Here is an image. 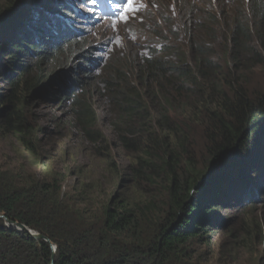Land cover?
<instances>
[{"label": "trees", "instance_id": "trees-1", "mask_svg": "<svg viewBox=\"0 0 264 264\" xmlns=\"http://www.w3.org/2000/svg\"><path fill=\"white\" fill-rule=\"evenodd\" d=\"M173 1L174 7L183 8V19L180 15L169 20L168 33L174 36L172 31L190 30L185 41L192 63L179 58L172 61V49L112 53L97 78L98 84L86 85L76 74L67 79V91L59 90L54 96L66 101L69 128L76 137L90 145L98 157L110 160L105 163L117 171L115 182L134 184L147 197L129 204L111 191L93 205L85 190L62 193L60 178L44 181L31 174L0 172V264H51L52 256L47 243L11 230L5 221L23 225L52 243L53 264H183L181 258H185L188 244L206 243L210 212L229 206L241 193L247 195L248 208L254 200L264 208V191L245 189L248 179L241 186L226 181L228 178L216 184L214 174L203 182L208 169L194 171L188 140L170 116L180 98L192 101L189 107L193 109L203 107L207 115L202 133L209 144L207 163L211 166L222 161L217 173L233 169V156L245 151L253 131L264 125V96L251 101L235 89L229 99L214 90L206 69L210 55L204 51L211 41L204 39L213 37L217 30H226L225 23L224 55L229 65L240 68L254 61L263 66L264 0H240L239 4L229 0ZM16 4L10 1L0 8V45L6 47L0 49V79L4 84L0 89V132L28 151L34 135L27 110L30 92L49 86L54 90L53 76L44 81L41 72L32 75L48 58L44 51L50 49L44 50L41 28L50 23L35 14L36 25H29L30 16L25 18L26 9L20 8L5 17ZM46 6L60 11L55 3ZM157 15L168 21L164 11ZM196 32H202L199 44L193 37ZM46 34L53 39L51 45L67 36H57L55 28ZM73 39L56 48L59 55L63 47L77 46ZM28 53L36 58L34 67L23 61ZM74 91L78 95L74 96ZM99 100L108 120L101 116ZM106 126L108 132L104 131ZM123 158L130 161L116 164L115 159ZM249 171H253L248 174L251 177L264 176L258 168ZM258 183L264 186V181ZM156 190L162 194L158 193L159 199L152 195ZM243 206L241 212L247 207Z\"/></svg>", "mask_w": 264, "mask_h": 264}, {"label": "rangeland", "instance_id": "rangeland-1", "mask_svg": "<svg viewBox=\"0 0 264 264\" xmlns=\"http://www.w3.org/2000/svg\"><path fill=\"white\" fill-rule=\"evenodd\" d=\"M10 1L17 2L16 5L20 11L26 9L24 17L30 16L29 25H36V19L33 18L35 14L41 15L44 17V22L50 23L49 26L44 25L41 28L43 30L41 36L45 39L44 50L50 49V51H44L48 58L42 62L40 70L32 69V75L34 76L36 71L41 72L44 81L53 76L51 88L54 90L49 89V86L30 92L32 96L27 110L31 127L34 129L33 140L29 142L31 150H22L13 138L0 132V172H11L14 175L31 174L44 181H49L53 177L60 178L62 193L71 191L78 193L85 190L88 200L93 205L105 198V194L108 195L111 191L113 196L119 195L129 204L139 200L143 201L147 195L140 194L134 184L115 182L117 171L109 169L110 167L105 163L110 160L98 157L91 152L90 145L84 144L76 137V134L69 128L70 115L66 101L56 100L54 96L59 90L67 91L69 88L67 79H72L76 74L79 78H83L86 85H90L91 82L98 84L97 78L112 53L130 55L133 50L144 53L149 48L150 51L152 49L156 52L172 49L171 54H174L171 56L172 61L175 62L179 58L181 62L192 63V54L188 52L189 44L185 41L190 30L183 31V33H181L182 30L180 33L172 31L174 36L177 35L176 37L168 33L169 20L174 21L180 15V19H183V8L180 10L174 7L173 0H137L136 6L140 9L139 12L128 13L127 22L120 21L118 15L109 24L100 21L97 15L85 9L81 0H35L37 2L34 0H0V8ZM229 1L240 3V0ZM122 2L124 9L127 0H122ZM49 3L52 5L55 3L56 6L65 4L66 7L72 6L78 14H89L88 25L73 11L66 16L59 12L54 13L50 7L46 6ZM161 11L169 16L168 21H163L157 15V13L161 14ZM57 15H63L65 20L57 18ZM66 22L83 25L81 28L84 32L82 37L73 39L78 42L76 47L72 49L63 47L59 55V49L56 50V48L64 42H70L72 37L66 36L61 42H54L51 45L53 39L48 38L46 33H51L53 28L59 33L57 36L64 30L69 31L70 28L68 24L66 26ZM175 24L178 25L176 22ZM223 27L227 30L225 23ZM226 30H217L216 34L213 31V37L204 39L208 43L211 41L204 51L210 55L208 57L210 65L206 69L215 85L214 90L230 99L233 95L232 91L239 89L248 100L254 101L264 96V65H255L254 61L239 65L240 68L229 65L224 55ZM53 37L56 36L53 35ZM193 37L199 44L202 32H196ZM3 46L4 44H1L0 49L6 48ZM82 55L87 58L80 59ZM23 57L26 64L34 67L36 58L30 56L29 53ZM3 86L0 79V89H3ZM73 93L74 96L78 95V92ZM212 101L215 100L212 99ZM179 102L174 105V110L170 111V116L188 140L189 158L193 160L194 171H204L205 168L210 171V165L207 163L209 144L202 135L206 128V111L203 107H198V109L189 107L192 101L180 98ZM102 104L103 102L99 100L101 116L108 120V116L102 111ZM108 129L107 126L104 127L105 132H108ZM128 161H130L128 158H123L121 161L115 159L118 165ZM251 164H256L257 167ZM232 165V170L218 173L219 166L215 167L212 171L216 175L213 179L214 183L217 184L228 178L226 181H232L231 183L241 186L243 181L248 179L247 186H244L245 189L253 190V193L264 191V186L258 183L264 181V176L251 177L248 175L253 172L249 170H257V168L258 171L264 172V125L253 131L248 148L240 155L233 156ZM158 193L160 192L156 190L152 195L157 194L155 197L159 199L162 194ZM231 201L229 206H221L208 214L211 226L205 235L206 243L188 244L184 253L185 258H181L183 264H264L263 206L254 200L255 203L251 209L248 208V198L244 193H241L240 198ZM242 205L247 206L243 212L240 210Z\"/></svg>", "mask_w": 264, "mask_h": 264}, {"label": "water", "instance_id": "water-1", "mask_svg": "<svg viewBox=\"0 0 264 264\" xmlns=\"http://www.w3.org/2000/svg\"><path fill=\"white\" fill-rule=\"evenodd\" d=\"M18 5L15 6V8L13 9L12 12L10 13H7L5 17H8V16H11L14 12H16L18 10ZM4 18V17H3ZM222 163V161L220 162H217L216 164H213L210 166V171L208 170L207 174L202 178V181H209L211 180L213 177H214V174H213V169L217 166H219L220 164ZM215 170V169H214ZM0 219H3L2 216H0ZM5 225L10 228L11 230H15V231H18V232H24V233H27L29 234L34 240L36 241H43L45 243H47L50 248H51V251H52V256H51V264H53V256H54V253H55V246L50 243L46 238H44L43 236H40L38 233L34 232V231H31L29 229H27L25 226L23 225H13L11 224L10 222L8 221H5Z\"/></svg>", "mask_w": 264, "mask_h": 264}, {"label": "snow or ice", "instance_id": "snow-or-ice-1", "mask_svg": "<svg viewBox=\"0 0 264 264\" xmlns=\"http://www.w3.org/2000/svg\"><path fill=\"white\" fill-rule=\"evenodd\" d=\"M81 3L84 5L85 9L94 12L96 7L99 5L100 0H81ZM113 0H108V4L111 5ZM137 0H127L126 5L124 6L123 12L119 13V20L127 22L128 13L139 12L140 9L136 6ZM54 24V22H53Z\"/></svg>", "mask_w": 264, "mask_h": 264}, {"label": "clouds", "instance_id": "clouds-1", "mask_svg": "<svg viewBox=\"0 0 264 264\" xmlns=\"http://www.w3.org/2000/svg\"><path fill=\"white\" fill-rule=\"evenodd\" d=\"M50 10H51V9H50ZM65 33L68 35L69 31H65V30H64V32H63V33H61L60 35L64 36V35H65ZM58 34H59V33H58ZM58 34H57V35H58ZM68 37H73V36H69V35H68ZM73 38H74V37H73ZM74 39H75V38H74Z\"/></svg>", "mask_w": 264, "mask_h": 264}]
</instances>
